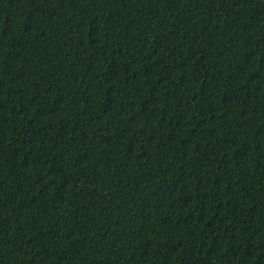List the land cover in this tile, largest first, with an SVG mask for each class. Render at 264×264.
Returning a JSON list of instances; mask_svg holds the SVG:
<instances>
[{"label": "trees", "instance_id": "trees-1", "mask_svg": "<svg viewBox=\"0 0 264 264\" xmlns=\"http://www.w3.org/2000/svg\"><path fill=\"white\" fill-rule=\"evenodd\" d=\"M0 264H264V0H0Z\"/></svg>", "mask_w": 264, "mask_h": 264}]
</instances>
